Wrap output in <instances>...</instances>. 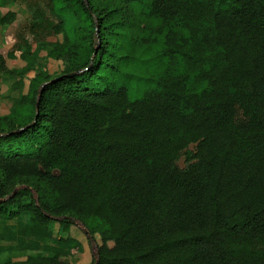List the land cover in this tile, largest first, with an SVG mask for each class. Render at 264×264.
<instances>
[{"label": "trees", "instance_id": "16d2710c", "mask_svg": "<svg viewBox=\"0 0 264 264\" xmlns=\"http://www.w3.org/2000/svg\"><path fill=\"white\" fill-rule=\"evenodd\" d=\"M20 3L44 39L20 36L23 70L0 53L19 90L0 117V264H69L75 221L92 264H264V0H0V27Z\"/></svg>", "mask_w": 264, "mask_h": 264}, {"label": "rangeland", "instance_id": "374dc122", "mask_svg": "<svg viewBox=\"0 0 264 264\" xmlns=\"http://www.w3.org/2000/svg\"><path fill=\"white\" fill-rule=\"evenodd\" d=\"M9 11H14L17 13V20L16 22L8 27H0V53L6 59V65L9 69L14 70H23L27 66V61H24L20 58V52L15 51V58H11L8 56L10 52H13L16 49V46L20 42V36H25L29 39L30 43L35 49L44 37L40 35H35L31 30V10L25 4H17L15 6H11L9 8L1 9L2 14H6ZM61 39V36H48L47 41H56ZM39 59H43L46 57L45 52H41L38 55ZM43 61V60H41ZM165 59L159 57L158 54L154 55L150 61V63L145 68H149L151 74L155 73L156 77L158 78L160 75V67L163 63H165ZM44 63V62H42ZM48 72L52 75L58 74L62 70V64L55 60L47 61L46 66ZM143 68V69H145ZM148 70V69H146ZM34 76V72H25L23 74L24 80V93H27L28 86L30 83V78ZM17 78H9V79H2L0 81V117L7 116L11 113L14 101L17 99L19 95V90L14 89V85L17 83ZM153 84H150L148 89H150ZM131 99L136 100L142 97V94L137 93L135 90H131L130 93ZM193 148V147H192ZM186 165L185 160L182 159L179 162L180 167H184ZM55 231V236L57 237V232L59 229L58 224L53 226ZM86 228L83 226L82 223L75 221L72 229L70 230V236L77 241L80 242V248L75 251L72 255L65 258V261L69 264H92L93 261L97 258V245L94 242L90 241V238L86 235ZM7 245V244H1ZM55 246V243H53ZM37 251H29V253H35ZM8 254H2L1 258L6 257ZM23 256V255H21ZM18 260L24 259L17 256Z\"/></svg>", "mask_w": 264, "mask_h": 264}, {"label": "water", "instance_id": "95a60500", "mask_svg": "<svg viewBox=\"0 0 264 264\" xmlns=\"http://www.w3.org/2000/svg\"><path fill=\"white\" fill-rule=\"evenodd\" d=\"M85 1L87 2V0H85ZM96 54H97V53H95V54L93 55V58L96 56ZM93 58H92V60H93ZM0 202L2 203V202H4V200H3V201H0ZM85 233H86V235L90 238V241H93V238L91 237L90 232H89L88 230H86ZM97 264H98V263H97Z\"/></svg>", "mask_w": 264, "mask_h": 264}]
</instances>
